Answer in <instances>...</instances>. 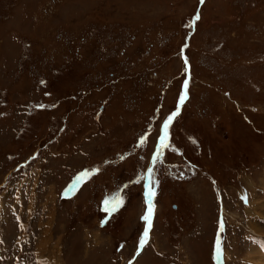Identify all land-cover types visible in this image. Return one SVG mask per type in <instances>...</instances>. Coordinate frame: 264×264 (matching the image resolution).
I'll list each match as a JSON object with an SVG mask.
<instances>
[{
	"label": "rangeland",
	"instance_id": "obj_1",
	"mask_svg": "<svg viewBox=\"0 0 264 264\" xmlns=\"http://www.w3.org/2000/svg\"><path fill=\"white\" fill-rule=\"evenodd\" d=\"M0 264H264V0H0Z\"/></svg>",
	"mask_w": 264,
	"mask_h": 264
},
{
	"label": "snow or ice",
	"instance_id": "obj_2",
	"mask_svg": "<svg viewBox=\"0 0 264 264\" xmlns=\"http://www.w3.org/2000/svg\"><path fill=\"white\" fill-rule=\"evenodd\" d=\"M200 3L203 4L204 0H200ZM198 19H199V15L197 14V16L194 17V20H198ZM185 83H187V81ZM41 107H43V106H41ZM176 115H178V112H174V113L170 114L165 119L164 124L162 125L163 132L159 138L161 147H167V145L165 144V140L167 139V129L169 128L171 121L174 119V117ZM141 143H143V139H142ZM150 172H151V170H150ZM141 179H143V178H141ZM136 182L139 183V180ZM154 183L155 182L153 181V184ZM154 195H155L154 187L150 186V185H146L145 202L148 205V208L146 209L145 214L141 217V219L145 221V228H144V231L142 233L141 241H140L141 247H143L144 243H146V240L144 238L147 237L149 229H150V217H151L152 212H153L151 200L154 197ZM241 198L246 201V196H242ZM103 223L104 222L102 221V224ZM222 227H223V225L221 223V229H222ZM137 254H139V253H137ZM217 254H219V247H217Z\"/></svg>",
	"mask_w": 264,
	"mask_h": 264
},
{
	"label": "water",
	"instance_id": "obj_3",
	"mask_svg": "<svg viewBox=\"0 0 264 264\" xmlns=\"http://www.w3.org/2000/svg\"><path fill=\"white\" fill-rule=\"evenodd\" d=\"M184 95H185V93L183 92V97L182 98H184ZM181 102H182V100L178 103V107L180 106Z\"/></svg>",
	"mask_w": 264,
	"mask_h": 264
},
{
	"label": "bare ground",
	"instance_id": "obj_4",
	"mask_svg": "<svg viewBox=\"0 0 264 264\" xmlns=\"http://www.w3.org/2000/svg\"><path fill=\"white\" fill-rule=\"evenodd\" d=\"M253 257V256H252Z\"/></svg>",
	"mask_w": 264,
	"mask_h": 264
}]
</instances>
